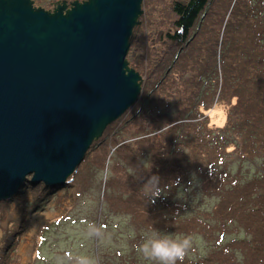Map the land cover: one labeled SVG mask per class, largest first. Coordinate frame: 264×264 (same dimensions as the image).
I'll use <instances>...</instances> for the list:
<instances>
[{
    "label": "trees",
    "instance_id": "1",
    "mask_svg": "<svg viewBox=\"0 0 264 264\" xmlns=\"http://www.w3.org/2000/svg\"><path fill=\"white\" fill-rule=\"evenodd\" d=\"M171 15L173 30L160 39L166 48L142 79L138 101L107 127L81 164L105 174L97 221L110 211L160 234L174 228L203 236L219 229L220 237L234 224L249 239L219 243L208 256L186 255L177 264H264V0H176ZM173 79L172 100L165 82ZM222 102L227 124L210 128L208 114ZM172 106L174 115L161 112ZM232 153L254 166L247 180L231 175ZM191 172L203 197L216 198L210 212L199 214L203 219L182 218L188 206L167 195ZM71 182L72 176L64 190L75 187ZM116 251L120 264H137Z\"/></svg>",
    "mask_w": 264,
    "mask_h": 264
},
{
    "label": "water",
    "instance_id": "2",
    "mask_svg": "<svg viewBox=\"0 0 264 264\" xmlns=\"http://www.w3.org/2000/svg\"><path fill=\"white\" fill-rule=\"evenodd\" d=\"M142 0H0V203L53 192L141 94L130 38Z\"/></svg>",
    "mask_w": 264,
    "mask_h": 264
},
{
    "label": "rangeland",
    "instance_id": "3",
    "mask_svg": "<svg viewBox=\"0 0 264 264\" xmlns=\"http://www.w3.org/2000/svg\"><path fill=\"white\" fill-rule=\"evenodd\" d=\"M61 1L63 0H33V4L34 7L52 11L55 4ZM64 1L70 3L73 0ZM174 1L176 0H142L143 14L135 32L137 39L134 44L132 41L127 61L143 81L150 76L158 60L156 58L166 48L167 44L160 42V39L173 30L170 21L173 18L171 7ZM170 82L167 80L165 83L173 100L174 79L172 85ZM153 87L154 84L151 83L149 88ZM227 106L226 102H222L212 107L213 110L208 114L210 128L225 127ZM161 112L174 115L176 109L172 106L161 109ZM118 129V126L112 129L113 135L120 131ZM231 156L228 162L231 175L238 177L239 181L247 180L245 178L255 172L254 166L241 162V157L238 158L234 153ZM104 179L102 171L80 165L72 175L71 184L75 183V187L70 185L66 190L46 193L42 192V185L27 186L17 198L0 203V264H81V260L88 261V264H99V259L101 264H120L119 257L115 255L116 250L129 254L137 264H155L146 259L138 251V247L153 233L161 232L148 231L133 223L129 215L112 214L110 211L106 215L107 220L97 221L95 212L96 207L99 210L101 206ZM200 187V180L191 172L177 190L167 192L172 202H185L188 206L182 218L198 216L203 219L204 216L199 214H207L215 206L216 198H204ZM101 224H104L102 229L99 226ZM226 230L224 237H220L222 234L219 229H213L203 236L191 235L192 245L187 257L197 260L208 256L219 243L223 245L244 237L249 239L245 231H238L234 224ZM161 235L183 237L190 234H178L171 228L168 234ZM98 247L102 251L100 255L96 254Z\"/></svg>",
    "mask_w": 264,
    "mask_h": 264
},
{
    "label": "clouds",
    "instance_id": "4",
    "mask_svg": "<svg viewBox=\"0 0 264 264\" xmlns=\"http://www.w3.org/2000/svg\"><path fill=\"white\" fill-rule=\"evenodd\" d=\"M154 194L159 195V191ZM192 239L191 235L181 237L153 233L138 247V251L155 264H177L178 261L183 262L188 254ZM81 264H88V261L81 260Z\"/></svg>",
    "mask_w": 264,
    "mask_h": 264
},
{
    "label": "flooded vegetation",
    "instance_id": "5",
    "mask_svg": "<svg viewBox=\"0 0 264 264\" xmlns=\"http://www.w3.org/2000/svg\"><path fill=\"white\" fill-rule=\"evenodd\" d=\"M83 1V0H82Z\"/></svg>",
    "mask_w": 264,
    "mask_h": 264
}]
</instances>
